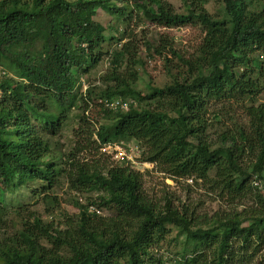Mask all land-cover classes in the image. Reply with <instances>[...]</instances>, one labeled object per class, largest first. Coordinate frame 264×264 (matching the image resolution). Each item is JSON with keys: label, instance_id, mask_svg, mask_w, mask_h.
<instances>
[{"label": "trees", "instance_id": "1", "mask_svg": "<svg viewBox=\"0 0 264 264\" xmlns=\"http://www.w3.org/2000/svg\"><path fill=\"white\" fill-rule=\"evenodd\" d=\"M180 1L176 11L164 0H0V192L35 184L31 193L49 214L59 208L61 179L69 191L85 194L68 199L77 211L58 214L62 227L21 205L14 210L23 220L20 232L10 233L0 213V264H195L215 245L222 264L254 259L264 243V103L257 102L264 0H216L214 14L205 8L209 0ZM97 8L110 15L106 25L94 19ZM134 21L166 28L195 23L203 32L191 59L174 48L173 37L141 42L172 77L162 87L148 84L146 92L136 86L145 60L128 31ZM104 57L107 71L84 89V76ZM223 102L240 105L245 122L213 139L206 114L213 110L220 123L216 105ZM73 120L80 138L62 154L56 140ZM120 141H133L141 160L172 177L208 181L231 197L250 193L259 207L203 218L194 202L167 192L154 202L141 172L94 158L104 155L103 144ZM87 149L89 158H80ZM168 226L183 238L171 259L157 250Z\"/></svg>", "mask_w": 264, "mask_h": 264}, {"label": "rangeland", "instance_id": "2", "mask_svg": "<svg viewBox=\"0 0 264 264\" xmlns=\"http://www.w3.org/2000/svg\"><path fill=\"white\" fill-rule=\"evenodd\" d=\"M164 1L170 3L172 5V8L176 11H180L182 9V2L180 0ZM217 7L218 2H216V0H209L205 6V8L211 14H214ZM94 19L103 25H106L111 20L110 15L106 13L102 8H97ZM128 31L134 33L133 35L136 37L138 45L141 49V56L145 60V67L143 69H139V78L136 83L137 88L144 92L148 90V84H151V86L154 87H162L168 84L172 78L170 75L167 74L166 69L164 68V62L162 58H160L158 55L153 54H151L152 57L146 56V53L143 50V46L141 45V42L144 39H154L155 37L157 39L159 35L165 36L167 38L173 37L174 48L178 50L181 55L191 59L196 57L197 45L201 42V39L203 37L201 26L195 23L187 24L181 27L166 28L157 24H139L138 22L134 21L131 22V24L129 25ZM122 41L127 40L124 39ZM169 57H172L174 64L179 66V64H177L178 61L176 58L170 55ZM106 59L107 58L104 57L102 62L97 66L96 70L91 71L88 76H84L83 79L86 82L83 84L84 89H86L87 85H89L88 83L100 81V74L107 71L106 69L108 65ZM262 86L263 88L261 92L257 95V102L264 103V76L262 80ZM96 101L97 102L95 103H99V100ZM216 106H219L218 109H220L223 114L220 123L214 122V117H212L211 115V112L213 110H211L209 114H206L208 115L206 116V118H208L209 121L213 124L212 130L209 131V135H211L213 139H215L221 131L228 130L229 128L233 129V124L235 122H245L243 109L240 107V105H237V103L223 102L220 105ZM91 113L92 114L86 113V115H89V117L91 115H95L94 112L91 111ZM78 127L79 125L75 120L69 122L67 127L61 132V134L57 138L55 148L60 150L62 154L67 155L77 145L76 143L79 141L80 137H78L74 133L75 131H77ZM94 137L95 136L93 135V138ZM125 144L129 145L130 147H133L134 156L136 155L137 158H142V151H140V148L139 151L137 150L136 144L133 141H128ZM134 147L138 151L137 153L135 152ZM88 152V149L87 151L83 150L82 152H80V158H83L88 155ZM94 152L95 150L92 149L91 153ZM103 154V156L96 154L94 158L99 159L100 157L102 161L105 160L107 162H113L111 156L109 157V154L106 151ZM87 157L89 158V155ZM113 164H115V162H113ZM149 165H151L148 170L149 172L145 171L141 167H139L141 168L139 169V172L143 174L142 180L145 194H147L152 200H154V202H157L162 197V195L167 192L173 197H177L183 201H186V203L194 202L193 206H195V215L197 217L202 216L203 218H208L215 214H224L230 211L231 213L232 211L238 212L244 208L256 209L257 207H259L258 203L254 200L250 193H246L243 197L237 198L231 197L226 193H224L223 195L219 192L218 189H215L213 185L208 181L197 180L196 182L194 179H191V181H189V178L186 179L175 176L172 177L171 174L164 170L162 166L156 165L155 163H149ZM132 168L138 171V168L136 166L135 168ZM37 187L38 186L35 184H26L25 186L14 191L13 193H5L4 196L3 193L0 192V213H2L1 219L4 220L1 223L5 224L8 227L10 233H19L22 225L21 222L23 220L17 217L16 213H14V210L17 206L22 205V208L28 211L37 209L39 212L38 215L43 221L45 220L46 222L53 223L54 226L59 225L60 227H62V225L60 224V216L58 214H60V212H68V214H71L77 211L75 208H73V206L68 203V199H71L73 197H79L83 200L84 196L82 195H85L81 194V196H79L80 194H77L73 191H69L66 183H64V180L61 179L59 181V184L55 188L56 193L60 198L59 208H56V210L53 209V214H49L43 212V207L41 204H39L40 198L39 196L37 197V193H31L32 190L34 188L37 189ZM1 203L7 204L4 210L6 213H3V211L1 212ZM34 203H38L36 207L32 206V204ZM101 214L103 216H107L111 213H108L103 210V213ZM168 227L170 228V233L160 243V247H158L157 250L158 254H161L163 257H169V259H171L172 257L176 256L174 255L175 251H180V245L183 241V238H177V230L171 226ZM215 248L216 245L210 246L209 248H205L201 252L202 256L198 259L195 264H222L221 260L217 259V257L215 256ZM259 261H262V264H264V243L260 245V248L255 254L254 259L251 260V263L245 262V264H257Z\"/></svg>", "mask_w": 264, "mask_h": 264}, {"label": "built area", "instance_id": "3", "mask_svg": "<svg viewBox=\"0 0 264 264\" xmlns=\"http://www.w3.org/2000/svg\"><path fill=\"white\" fill-rule=\"evenodd\" d=\"M120 105V102H115L114 104H118ZM120 106H122L124 108V105L121 104ZM128 142V141H127ZM126 141H120V142H113V143H106L103 144L100 147V152L104 153L105 151L109 154H107L109 157L111 156V159L115 162H124L126 165H129L135 168V166L139 169L143 168L145 171L149 170V167L151 165H149L148 161H144L141 160L139 157L137 158V156H134V151H133V147H130L129 145H126L125 143H127ZM133 146V145H132ZM137 150L139 151L138 146L136 145ZM103 148V149H102ZM135 148V147H134ZM106 149V150H104ZM135 148V152L137 153L138 151ZM133 154V155H132ZM141 167V168H139ZM189 181H191V179H189ZM91 211H95L94 208L90 207ZM97 213H99V210H97ZM166 264V263H164Z\"/></svg>", "mask_w": 264, "mask_h": 264}]
</instances>
